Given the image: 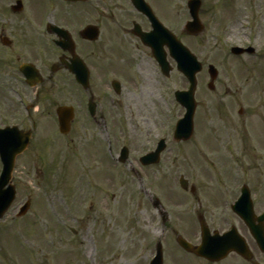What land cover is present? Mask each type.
<instances>
[{"label":"rangeland","instance_id":"obj_1","mask_svg":"<svg viewBox=\"0 0 264 264\" xmlns=\"http://www.w3.org/2000/svg\"><path fill=\"white\" fill-rule=\"evenodd\" d=\"M154 1L163 25L202 64L196 76L195 134L186 142L172 139L174 125L184 114L173 92L187 89L175 62L169 59L172 71L167 79L162 77L150 51L125 35L115 47L131 59L136 78L126 83L125 97L115 100L122 101L118 110L124 112L127 124H116L111 134L110 127L102 124L92 127L86 137L70 133L54 155L44 145L43 129L48 127L33 133L30 148L16 159L12 175L16 199L0 220V264H147L160 234L155 217H195L197 211L213 208L205 197L201 203L190 199L178 179L209 187L216 184L218 167L233 166L231 152L224 151L232 147L231 139L220 129L222 120L237 116L239 103L247 110L252 101L264 97V0H201L199 20L204 29L196 37L183 31L190 20L187 0ZM235 20L239 22L232 32ZM245 46L256 57L239 59L230 54L231 47ZM209 64L218 71L213 90L208 89ZM236 95L240 97L234 101ZM114 102L102 99L100 105L114 116L119 106ZM119 129L120 142L131 145L129 160L137 173H131L127 164L117 167L111 162V167L104 160L110 161L108 141L111 135L120 137ZM160 138L167 149L156 171H141L137 158ZM27 199L29 211L17 218ZM161 244L163 264H200L178 251L169 237Z\"/></svg>","mask_w":264,"mask_h":264},{"label":"flooded vegetation","instance_id":"obj_2","mask_svg":"<svg viewBox=\"0 0 264 264\" xmlns=\"http://www.w3.org/2000/svg\"><path fill=\"white\" fill-rule=\"evenodd\" d=\"M96 1L0 0V128L12 125L21 131L32 129V141L33 133L46 125L44 145L53 155L67 137L58 131L60 107L72 108L70 132L76 137L79 133L86 137L92 127L100 124L108 125L111 134L113 126L128 122L124 112L118 110L123 108L122 101L115 97H125L126 83L135 82L136 77L131 59L115 46L125 35L139 43L131 32L134 23L148 32L150 22L130 0H102L101 5ZM144 2L158 16L156 2ZM132 46L137 47L135 43ZM113 49L114 54L110 52ZM107 98L113 104L118 102L114 116L100 105ZM240 104L237 116L222 120L220 131L227 133L226 139L232 142V147L226 146L224 151L231 152L233 166L219 169L215 196H208L213 188L203 185L187 190L191 199L201 203L200 198L205 197L214 209L203 210L196 217L154 218L161 237H170L178 251L200 264H264V252L257 242L264 241V97L252 101L247 110ZM130 120L136 123L135 118ZM112 138L108 152L113 163L119 165L124 145L120 143L122 131L118 139ZM147 142L150 144V139ZM155 145L137 158L141 171H156L158 165L139 164L140 157ZM203 231L225 237L234 250L218 261H210L186 252L176 243L177 237H182L199 246ZM172 256L176 259L174 253Z\"/></svg>","mask_w":264,"mask_h":264},{"label":"water","instance_id":"obj_3","mask_svg":"<svg viewBox=\"0 0 264 264\" xmlns=\"http://www.w3.org/2000/svg\"><path fill=\"white\" fill-rule=\"evenodd\" d=\"M138 4L142 7V3L139 0ZM199 1L192 0L189 2L190 14L193 17V22L188 23L185 27V30L189 34H197L201 30V25L197 20V11L199 8ZM142 10L149 16L153 31L150 34H141L138 30L135 33L139 36L142 43L149 46L152 50L154 58L159 63L163 73L167 74L169 71L168 65L165 61V54L163 46H167L170 52V55L175 59L177 63V69L182 72L185 77L190 82V86L187 92H176V100L186 108L187 112L185 117L177 123L175 131V139H187L191 133V123H192V114L194 110V101L193 93L195 89V73L200 70V64L196 61L185 47L182 46L176 38L166 31L150 14L149 10L145 7H142ZM210 74L215 75V71L212 67H209ZM59 115L60 120V129L61 132H66L68 129V116L64 119V114ZM29 140V134H19L16 130H4L0 131V160L3 165L2 172L0 174V218L3 216L5 211L10 206L11 202L14 199V188L9 184L11 180V173L13 170L15 157L20 154L26 147ZM162 147L159 149L161 150ZM157 151L155 153V159L158 155ZM182 187L185 186L183 180L180 181ZM29 203H26L20 210L18 216L25 214ZM180 244L187 248L188 246L185 243L180 242ZM208 247L207 251L206 248ZM223 249V248H222ZM221 249L220 239L217 238L214 241H209L207 236L204 238L203 245L195 253L199 256H206L208 258H218L224 253V249Z\"/></svg>","mask_w":264,"mask_h":264},{"label":"bare ground","instance_id":"obj_4","mask_svg":"<svg viewBox=\"0 0 264 264\" xmlns=\"http://www.w3.org/2000/svg\"><path fill=\"white\" fill-rule=\"evenodd\" d=\"M238 22H239V21H238ZM238 22H237V20H235V21H233V22L230 24V31L233 32V31L235 30V27H236V26L234 25V23H238ZM236 25H237V24H236ZM238 26H240V24H238Z\"/></svg>","mask_w":264,"mask_h":264}]
</instances>
